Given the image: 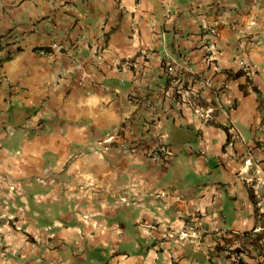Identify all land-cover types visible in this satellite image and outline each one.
Listing matches in <instances>:
<instances>
[{
  "label": "crops",
  "instance_id": "1",
  "mask_svg": "<svg viewBox=\"0 0 264 264\" xmlns=\"http://www.w3.org/2000/svg\"><path fill=\"white\" fill-rule=\"evenodd\" d=\"M0 42V264H264V0H0ZM165 49L213 78L211 117L167 99L161 161L98 148L130 93L167 98Z\"/></svg>",
  "mask_w": 264,
  "mask_h": 264
},
{
  "label": "built area",
  "instance_id": "2",
  "mask_svg": "<svg viewBox=\"0 0 264 264\" xmlns=\"http://www.w3.org/2000/svg\"><path fill=\"white\" fill-rule=\"evenodd\" d=\"M105 38V36H101ZM6 48V45L0 42V51ZM15 48L10 49L12 53ZM12 51V52H11ZM40 55H49L57 59L62 58L63 46L58 43H53L50 48H41L38 50ZM160 56L161 60V74L166 80L163 84L164 94L167 92L168 96L165 98L163 95L154 93L149 90L146 95H136L130 93L128 98L136 104V111L130 116H127L120 124L116 126L114 131L103 139L97 140L98 148L102 150H109L116 148L121 152L136 153L139 150H144L146 156L153 161H161L167 156L171 155V151L165 143V135L160 130L161 112L166 100L170 103H176V105L185 104L190 108H194L195 111L201 115L205 120L211 117L209 109L202 112V108L199 103L203 100V90L206 88L214 87V80L212 77L205 73H199L193 70L188 63V60L184 57L177 58L173 56L166 49ZM95 68H113L119 66L118 62H107L100 55L94 62ZM240 66L243 69H248V64L242 62ZM126 67L131 69L132 76L135 80L141 81L143 77H149L153 82L155 76L149 66L140 65L137 62H128ZM129 77L128 74L122 79ZM6 82H9L8 78H5ZM149 85V84H148ZM152 89V85H149ZM225 87H216V91L224 92ZM9 131L12 133L14 128L9 126ZM191 148L188 143L186 145ZM254 195L257 197L258 205L264 206V178L262 181H256L251 184ZM199 226L194 224L190 230L181 232V238L191 235L190 231ZM169 237H174L172 232L167 234ZM198 237V236H197ZM246 248L242 246L230 247V250L226 251L227 261L229 264H250L246 260L247 254Z\"/></svg>",
  "mask_w": 264,
  "mask_h": 264
},
{
  "label": "trees",
  "instance_id": "3",
  "mask_svg": "<svg viewBox=\"0 0 264 264\" xmlns=\"http://www.w3.org/2000/svg\"><path fill=\"white\" fill-rule=\"evenodd\" d=\"M237 74H239V73H236L235 75H237Z\"/></svg>",
  "mask_w": 264,
  "mask_h": 264
}]
</instances>
